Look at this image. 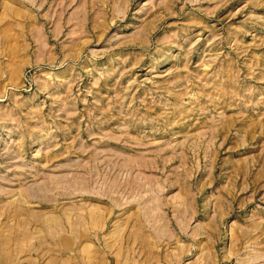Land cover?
Listing matches in <instances>:
<instances>
[{
  "label": "rangeland",
  "instance_id": "1",
  "mask_svg": "<svg viewBox=\"0 0 264 264\" xmlns=\"http://www.w3.org/2000/svg\"><path fill=\"white\" fill-rule=\"evenodd\" d=\"M0 264H264V0H0Z\"/></svg>",
  "mask_w": 264,
  "mask_h": 264
},
{
  "label": "bare ground",
  "instance_id": "2",
  "mask_svg": "<svg viewBox=\"0 0 264 264\" xmlns=\"http://www.w3.org/2000/svg\"><path fill=\"white\" fill-rule=\"evenodd\" d=\"M115 204H116V202H115ZM155 209V208H154ZM52 218V217H51ZM53 221V220H52ZM62 229V228H61ZM131 248V247H130ZM148 251V250H147ZM156 257V256H155ZM158 258V257H157Z\"/></svg>",
  "mask_w": 264,
  "mask_h": 264
}]
</instances>
